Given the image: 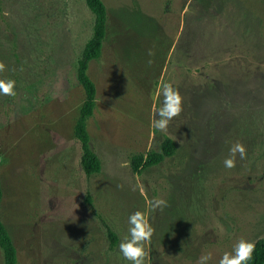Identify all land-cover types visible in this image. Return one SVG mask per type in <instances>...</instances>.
Instances as JSON below:
<instances>
[{"label":"rangeland","instance_id":"obj_1","mask_svg":"<svg viewBox=\"0 0 264 264\" xmlns=\"http://www.w3.org/2000/svg\"><path fill=\"white\" fill-rule=\"evenodd\" d=\"M103 2L107 35L87 69L101 168L87 176L75 70L93 14L84 0H0V79L17 92L0 96V216L17 264H129L118 244L135 210L154 227L146 264H198L207 252L217 264L241 237L264 238V0ZM159 82L179 89L183 109L153 136ZM166 136L174 154L133 173L130 156ZM236 142L247 156L226 169ZM150 198L166 204L148 211Z\"/></svg>","mask_w":264,"mask_h":264},{"label":"trees","instance_id":"obj_2","mask_svg":"<svg viewBox=\"0 0 264 264\" xmlns=\"http://www.w3.org/2000/svg\"><path fill=\"white\" fill-rule=\"evenodd\" d=\"M88 9L93 14L92 29L89 38L85 41L80 54L76 57V79L84 91V100L80 105L78 115L73 126L74 138L80 143V165L89 176L98 173L101 163L97 154L89 146V133L87 119L93 115L96 106V86L87 74L89 62L98 59L101 55L104 40L107 35L108 13L103 0H84ZM175 152V141L166 136L159 143V149H149L145 152L135 153L130 156L129 165L133 173L140 172L148 167L159 164L164 158L170 157ZM88 201L90 200L87 198ZM2 190L0 182V208ZM109 240V247L114 248L117 243V234L106 223L102 222ZM253 258L249 264H264V238L255 240ZM0 249L3 254V264H17V250L10 234L0 216Z\"/></svg>","mask_w":264,"mask_h":264},{"label":"clouds","instance_id":"obj_3","mask_svg":"<svg viewBox=\"0 0 264 264\" xmlns=\"http://www.w3.org/2000/svg\"><path fill=\"white\" fill-rule=\"evenodd\" d=\"M153 52L148 50V56ZM149 64L152 60L149 59ZM5 65L0 62V72ZM16 82L14 79H0V96L15 97ZM157 95L159 96V106L155 108L150 127L153 130V136L158 131L166 133L170 122L180 115L183 109V97L177 87L170 82H159L157 84ZM237 156L244 160L247 156L246 147L243 143L236 142L229 148V155L223 160V166L226 169L236 167ZM143 195V192H141ZM145 208L148 211H155L166 204V201L159 198L145 199ZM127 235L121 238L118 244V253L123 260L129 264H146L150 259V249L147 245L151 242L154 234V227L149 222L146 213L141 210H135L127 216ZM255 241L241 237L235 241L230 251H225L219 257L217 264H249L253 258ZM212 260V253H202L198 257V264H209Z\"/></svg>","mask_w":264,"mask_h":264}]
</instances>
